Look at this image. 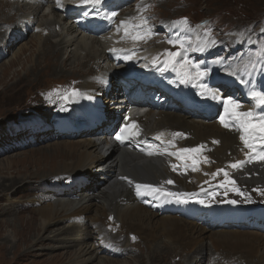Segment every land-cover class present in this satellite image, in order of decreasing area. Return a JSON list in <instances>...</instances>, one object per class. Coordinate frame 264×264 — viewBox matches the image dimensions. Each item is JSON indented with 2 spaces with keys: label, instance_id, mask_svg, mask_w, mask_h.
<instances>
[{
  "label": "bare ground",
  "instance_id": "1",
  "mask_svg": "<svg viewBox=\"0 0 264 264\" xmlns=\"http://www.w3.org/2000/svg\"><path fill=\"white\" fill-rule=\"evenodd\" d=\"M28 5L26 0H12V2L0 0V27H11L24 22H37L38 5L34 4L35 6L29 7L27 15H21L24 6ZM46 16L44 15L45 20L39 26H45V28L59 26V22H54V20L46 21ZM57 17L59 21L67 22L68 26V21L60 20L59 15ZM194 33L197 35V32ZM5 36L4 31H0V40ZM56 36L60 38L59 41L52 42L50 38ZM44 40L39 54L44 60H50V57L54 55V62L61 61L59 67L63 75L71 73L73 77L79 76L78 78L81 79L79 85L85 88L87 93L95 92L98 79L102 80L97 74L103 69L104 74L112 77L110 82L114 85V67L108 63L107 57L103 54L105 44L99 38L94 39L80 35L70 24L64 33L62 30L56 33L54 29H50L49 36ZM47 40L51 42L46 44ZM194 40L196 39L194 38ZM73 45L75 47L71 50L69 47ZM93 45H97L99 49L95 50ZM161 50L163 49L158 50L157 54H160ZM80 52L85 54L82 59L79 57L81 56ZM148 55L149 57L155 56L153 53ZM40 60L42 61V59ZM161 60L158 58L157 61ZM14 64L15 62H11L6 70ZM102 64H104L103 67ZM56 68L52 70L55 71ZM83 69H87V71L85 72ZM109 102L110 100H104L106 104ZM117 108L124 110L121 105ZM106 109L109 110L110 106L107 105ZM108 115L111 114L108 113ZM144 121L152 126L151 129L155 127L189 133L191 140L188 145L190 146L201 141L208 142L211 138L220 139L221 146L213 154L218 162L225 161L226 152L231 151L233 145L236 144L235 138L223 131L224 129H220L215 121L194 120L164 111L151 112ZM82 135L80 134L76 138H83ZM84 137L89 138L82 141H65L62 144H54L53 149L39 153L38 158L54 162L49 172H43L32 178L25 177L17 182V186L30 183L37 191L36 197L30 201L31 205L37 206L35 217L21 225L26 235L30 236L32 232L43 233L46 229L61 222H69L70 228L57 230L54 234L58 231L68 234L78 233V241L90 235L86 231V223L90 221L92 225L93 223L95 225L94 233L103 239L98 243L95 242L86 251L85 249L81 250L80 254H87L92 247L93 251L99 252L101 242H114L120 238L124 240H121L120 244H116L120 245L126 255L133 254V251H137L138 254V244H141L147 251L145 257L138 259L141 260L140 264H158L162 261L169 264V260L175 256H180L185 264H264V235L261 233L233 228L212 229L183 218L152 213L138 203H134L131 191L122 184L121 178L131 177L138 181L152 180L159 174L164 175L159 163L142 159L134 153L126 154L116 148L108 147L106 139L99 135L96 136L95 131L86 133ZM90 149L94 155L87 151ZM27 155L29 156V154ZM21 162L23 163V160ZM79 174H82L81 177L87 180V186L76 191L77 193L75 192V199L69 198L73 196L71 192L61 194L58 189H55L57 191L49 190L53 185V180L59 187L64 184L65 178L62 176L70 177ZM161 178L165 179L166 176ZM253 183L262 184L264 187V175L253 180ZM108 216H112L110 222L107 221ZM37 222L39 224L36 226ZM3 224H10V222ZM107 227H112V231L117 233V236H113L114 239L109 238ZM129 237H135L132 243L129 241ZM205 241L209 243L208 247L204 245ZM83 262V260L79 262L78 259L76 260V264H83ZM111 262V259H107V261L103 260L101 264H112Z\"/></svg>",
  "mask_w": 264,
  "mask_h": 264
},
{
  "label": "rangeland",
  "instance_id": "2",
  "mask_svg": "<svg viewBox=\"0 0 264 264\" xmlns=\"http://www.w3.org/2000/svg\"><path fill=\"white\" fill-rule=\"evenodd\" d=\"M147 2H149L147 11L152 14L156 24L182 20L185 26L193 30V33L198 31L199 39L213 41L217 44V49L224 54L238 50L239 55L243 52L242 50H247L248 44L252 45L254 51H258L264 44V33H261L263 28L259 27L264 23V0H147ZM132 5H127V12L133 16ZM27 9V6H24L21 15H27ZM46 9L48 8L45 7L43 13L37 16L39 24L44 22V15H47L46 21L59 22V28L64 33L70 23L67 26V22L59 21L58 14H46ZM62 23L65 24L62 25ZM29 24L24 22L11 27H0V31L3 30L6 34L0 40V46H4L5 54L0 61V264H76L77 259L78 262L83 260V264H101L107 259H111L112 264H140L141 260L138 259H142L147 253L141 244L137 245L138 254L137 251H133V254L126 255L120 248L121 253L118 256L124 254L120 257L108 256L101 250V252L93 251V247L87 254H80L81 250L86 251L95 242L98 243L103 239L94 233L95 225L94 223L92 225L90 221L86 223V231L90 235L78 241V233L68 234L58 231L54 234L57 230L70 228L69 222H61L43 233L32 232L30 236L26 235L21 228L25 221L35 217L37 206L31 205L30 201L36 197L37 191L30 183L17 186V182L25 177L32 178L43 172H49L54 162L38 158L39 153L53 149L54 144L86 139L54 140L55 138L51 137L55 135L34 134L33 141L13 142L15 137L11 131L12 126H24L27 122H34L36 117L49 116L55 110L54 99L62 93L61 87L67 86L72 79L81 80L79 76L73 77L71 73L63 75L59 67L61 61L54 62V55L50 57V60H44L39 54L44 39L49 36L48 31H45L47 33L43 36L28 35L13 47L12 40L13 37L18 36L19 28H27ZM50 29L52 30V27ZM59 39L57 36L50 38L52 42H58ZM51 41L47 40L45 43ZM74 47L75 45L69 48L72 50ZM93 48L99 49L97 45H93ZM70 49L67 48V50ZM80 54V59L85 57L84 53L80 52ZM11 62L15 64L6 70ZM55 67H57L55 71L52 70ZM84 71L86 72L87 69ZM103 72L104 69L97 75L103 78L106 75ZM110 79L112 80V77ZM106 111L114 116V112L110 109ZM41 137L47 138L40 139ZM91 150L87 151L93 154ZM22 160L23 163H20ZM76 176L81 177L82 174ZM4 222H10V224H3ZM38 224L39 222L36 226ZM111 238L114 239L113 235ZM38 240L40 241L37 242ZM121 240L119 238L116 242L120 244ZM204 245L208 247L209 243L205 241ZM183 261L180 256H175L169 260V264H185ZM158 264H168V262L162 261Z\"/></svg>",
  "mask_w": 264,
  "mask_h": 264
},
{
  "label": "snow or ice",
  "instance_id": "3",
  "mask_svg": "<svg viewBox=\"0 0 264 264\" xmlns=\"http://www.w3.org/2000/svg\"><path fill=\"white\" fill-rule=\"evenodd\" d=\"M57 6H61V0H56ZM80 3L83 5H88L90 4L93 7H96L102 3V0H80ZM113 16H115V13H112ZM186 22V20H185ZM123 23V22H122ZM127 35V32H126ZM141 36H136L134 39H141ZM170 43L176 44V41H170ZM183 47V44L181 43L180 45ZM203 51V49H200ZM166 55L169 57L168 60H166L165 66H168L170 64L174 63V59L176 56L181 55L180 53L177 52H166ZM258 55L261 56L262 59H264V52H259ZM189 65L191 69H194V74L193 72L189 69L186 68L185 66ZM256 65L253 64L252 68L255 69ZM180 70H181V83L186 82L189 79H200L203 78L207 75V70L202 71L200 68V65L197 64H192L190 60L187 58H183V62L180 64ZM234 75V74H233ZM243 83H249L248 81H242ZM77 92L76 90H73L72 95H76ZM250 95L254 100H256L257 105L259 106H264V91H251ZM213 99H220L219 96L216 94L212 95ZM224 103V111L226 114L230 116L231 119H234L238 122L239 125V130L241 132L240 135V140L243 142L245 148L249 149L250 153H253V155H249L247 157L246 161H237L236 163H233L230 165L231 168L233 169H240L243 167V165L246 162H252V161H261L264 162V114H257L254 111H247V112H242L239 111L240 105L237 101L233 100L232 98H227L223 101ZM220 123L228 128L230 125L229 123L225 120L224 116L220 117ZM133 129L137 128V125L134 123L131 125ZM128 131L127 126L123 127L120 129V131L116 135V139L123 143L127 139L133 138L135 135H137V132L133 131L129 135H126L125 133ZM173 135L175 136H180L183 135L181 133H174ZM213 143H219V141H213ZM174 146V145H172ZM149 147H154L152 145H149ZM203 146H198L197 148H184L180 149L179 153L177 152H168L166 148L161 149L159 146H155V152L149 151L147 154L148 155H153V154H160V155H170V156H177L178 158H185L187 154L199 152L200 149ZM184 154V155H182ZM192 158V170H196V164L197 161L193 157H188ZM173 171H177V166L173 165L172 166ZM220 173H223L224 175V181L221 182L220 187H223L225 189V193L228 191H234L237 194L243 196L245 199H247V196L245 193H243L237 186H236V181L232 178H230L229 173L225 171V169L221 168L218 169L216 173L211 174L212 176L219 175ZM208 175V174H206ZM131 183V181H129ZM164 183L166 184H174L175 181L169 179L166 180ZM230 186V187H229ZM137 195H142L140 190L145 189L147 190L146 194L149 195H162V196H167V197H176L177 202H180L179 197H181L184 194L181 193H174L171 191L165 190L162 186H154L151 184H137ZM261 194L264 195V190H260ZM190 198V196H189ZM199 203L204 204V200H200ZM230 203H236V201H230ZM135 239V237H133Z\"/></svg>",
  "mask_w": 264,
  "mask_h": 264
}]
</instances>
